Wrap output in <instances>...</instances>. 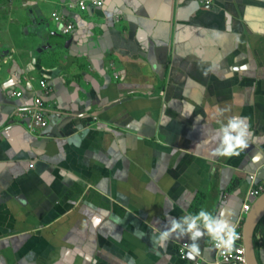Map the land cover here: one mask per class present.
I'll return each instance as SVG.
<instances>
[{
  "label": "crops",
  "instance_id": "obj_1",
  "mask_svg": "<svg viewBox=\"0 0 264 264\" xmlns=\"http://www.w3.org/2000/svg\"><path fill=\"white\" fill-rule=\"evenodd\" d=\"M73 1L0 0V264H212L208 235L154 237L201 209L237 227L264 182V0ZM230 116L249 146L213 157Z\"/></svg>",
  "mask_w": 264,
  "mask_h": 264
},
{
  "label": "clouds",
  "instance_id": "obj_2",
  "mask_svg": "<svg viewBox=\"0 0 264 264\" xmlns=\"http://www.w3.org/2000/svg\"><path fill=\"white\" fill-rule=\"evenodd\" d=\"M227 111H229L227 107L216 109V112L221 116ZM219 123L220 126L215 134L218 145L212 151V156L230 158L240 155V152L249 146V126L245 119L240 116H230L226 122ZM94 222L99 223V219L94 218ZM173 234L177 237L188 236L189 240L192 241L189 248L193 255L199 254V246L196 241L204 235L210 237L215 248L220 249L222 254H230L234 249L236 240L239 239L235 226L224 219L223 215L213 216L203 209L196 215H186L179 220H168L165 229L157 237H154V240L164 246Z\"/></svg>",
  "mask_w": 264,
  "mask_h": 264
},
{
  "label": "built area",
  "instance_id": "obj_3",
  "mask_svg": "<svg viewBox=\"0 0 264 264\" xmlns=\"http://www.w3.org/2000/svg\"><path fill=\"white\" fill-rule=\"evenodd\" d=\"M211 0H203V3L209 4ZM101 6L102 0H75L73 2H68L65 7L67 8H76L80 11L86 10L89 6ZM52 19L59 26L60 32L63 34H68L72 32L74 24L67 20L65 15L61 10H56L52 14ZM40 91L48 93L49 85L45 78H42L39 81ZM12 96H21V91H14L11 93ZM42 100L41 96H36L33 100V104L24 111V115L29 117L28 130L31 133H38L40 130L44 129L48 125V120L45 114L43 113ZM59 114V112H57ZM30 167H33V164H30ZM254 177V176H253ZM264 191V182H260L252 186L248 190L247 200L242 205V212L239 217V220H244L247 211L250 209L252 202L256 197ZM242 224H239L235 227L236 232L239 234V239L236 240L233 251L230 254H222L220 249L215 248V258L212 264H248L245 255V247L243 242V232ZM214 246V242H213ZM215 247V246H214ZM180 253L182 257H186L185 245L180 247Z\"/></svg>",
  "mask_w": 264,
  "mask_h": 264
},
{
  "label": "water",
  "instance_id": "obj_4",
  "mask_svg": "<svg viewBox=\"0 0 264 264\" xmlns=\"http://www.w3.org/2000/svg\"><path fill=\"white\" fill-rule=\"evenodd\" d=\"M264 217V191L252 202L242 224L243 242L248 264H260L254 244V232L258 222Z\"/></svg>",
  "mask_w": 264,
  "mask_h": 264
},
{
  "label": "trees",
  "instance_id": "obj_5",
  "mask_svg": "<svg viewBox=\"0 0 264 264\" xmlns=\"http://www.w3.org/2000/svg\"><path fill=\"white\" fill-rule=\"evenodd\" d=\"M259 233H261L260 236H258ZM260 240H264V217L258 222L254 232V244L260 243Z\"/></svg>",
  "mask_w": 264,
  "mask_h": 264
}]
</instances>
